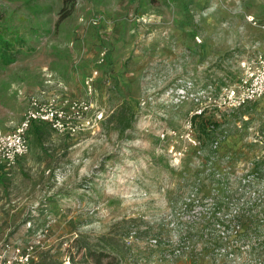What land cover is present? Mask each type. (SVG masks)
Masks as SVG:
<instances>
[{
    "label": "rangeland",
    "instance_id": "374dc122",
    "mask_svg": "<svg viewBox=\"0 0 264 264\" xmlns=\"http://www.w3.org/2000/svg\"><path fill=\"white\" fill-rule=\"evenodd\" d=\"M63 7L0 0V130L32 99L73 117L65 132L34 122L29 154L0 166V250L264 264V99L225 103L264 53V0H79L65 20Z\"/></svg>",
    "mask_w": 264,
    "mask_h": 264
},
{
    "label": "built area",
    "instance_id": "2783aa9c",
    "mask_svg": "<svg viewBox=\"0 0 264 264\" xmlns=\"http://www.w3.org/2000/svg\"><path fill=\"white\" fill-rule=\"evenodd\" d=\"M240 80L225 90V103L234 109L264 99V53L249 58L240 64ZM23 122L14 132L0 130V166L13 168L17 162L30 152L29 133L34 122H48L58 132H65L73 117L66 115L54 102L44 104L41 100L32 99ZM74 110L79 109L77 104ZM34 247L26 250L6 244L0 250V264H31L34 259Z\"/></svg>",
    "mask_w": 264,
    "mask_h": 264
},
{
    "label": "trees",
    "instance_id": "16d2710c",
    "mask_svg": "<svg viewBox=\"0 0 264 264\" xmlns=\"http://www.w3.org/2000/svg\"><path fill=\"white\" fill-rule=\"evenodd\" d=\"M79 0H63L64 2V7H63V10H62V20H65L66 18L70 17L75 8H76V5L78 3ZM198 119H202L203 123L205 122L203 120V118L201 116H195L194 117V121L196 122ZM214 126H218V123H214ZM210 137V136H209ZM212 138V136H211ZM132 233L128 234L127 236H131ZM223 241H228L229 239L231 238H228L227 239L224 237V238H221ZM230 242V240L228 241V243ZM107 246L108 248H113L114 245L113 243H107ZM235 245H233L234 247ZM227 248H230L229 245L227 246ZM183 249H180L179 251L181 252ZM193 251H195V247H193ZM236 251V249H235ZM89 256L92 258L94 264H112V261H109V258H111L113 255L111 252H106V251H99V252H96V251H90L89 252ZM190 257H192L190 255ZM193 258V257H192ZM196 260V259H194ZM74 264V263H72Z\"/></svg>",
    "mask_w": 264,
    "mask_h": 264
}]
</instances>
